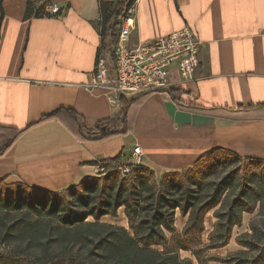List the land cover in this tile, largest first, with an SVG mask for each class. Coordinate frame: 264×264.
Segmentation results:
<instances>
[{
    "label": "crops",
    "instance_id": "obj_1",
    "mask_svg": "<svg viewBox=\"0 0 264 264\" xmlns=\"http://www.w3.org/2000/svg\"><path fill=\"white\" fill-rule=\"evenodd\" d=\"M30 1L43 14L26 16ZM104 1L119 0H3L0 126L23 132L0 157V178L59 191L99 176L105 159L127 157L136 145L158 179L218 151L264 161V0H136L132 43L186 25L202 41L196 78L173 74L177 97L195 105L168 92L142 95L128 108L127 134L92 140L81 124L95 132L113 119L111 130L123 107L103 87H87L98 56L111 59L115 44ZM187 219L177 210L178 231Z\"/></svg>",
    "mask_w": 264,
    "mask_h": 264
},
{
    "label": "trees",
    "instance_id": "obj_2",
    "mask_svg": "<svg viewBox=\"0 0 264 264\" xmlns=\"http://www.w3.org/2000/svg\"><path fill=\"white\" fill-rule=\"evenodd\" d=\"M135 1L129 0L127 4L126 0L104 1L101 4L104 29L115 42L122 12ZM34 13L43 14L30 1L26 16ZM3 19V0H0V27ZM168 93L183 106L195 105L179 99L176 89H169ZM137 98L121 100L123 107L113 129H109L113 119L100 123L95 132L81 124V136L100 140L127 134L130 131L128 108ZM57 114L54 112L43 120ZM102 126L106 129L101 130ZM22 132L0 126V133L6 134L0 157ZM230 158L231 161L248 160L257 171L240 175L236 193L232 185L237 178L236 170L224 175L219 182H213L211 190L194 187L201 183L195 181L200 167ZM121 162V154L105 159L101 163L104 172L87 177L64 192L39 188L26 192L22 187L30 188L28 185L8 184L0 178V246H4L0 251V264H194L191 259L183 258L181 251H191L198 264L210 261L264 264L263 160L218 151L208 153L183 171L166 172L160 179L150 167L142 164L135 165L123 177L119 168ZM258 204L259 217L250 221L251 231L235 238L243 249L225 256L212 253L230 243L234 227L243 224L244 213H253ZM121 207L125 209L133 234L123 226L101 222L106 215L117 216ZM213 209L217 220L209 234V242L203 243L205 217ZM177 210L188 217L182 231L176 227Z\"/></svg>",
    "mask_w": 264,
    "mask_h": 264
},
{
    "label": "built area",
    "instance_id": "obj_3",
    "mask_svg": "<svg viewBox=\"0 0 264 264\" xmlns=\"http://www.w3.org/2000/svg\"><path fill=\"white\" fill-rule=\"evenodd\" d=\"M135 3L122 12L111 59L98 56L94 76L87 84L90 89L103 87L112 106H118L123 98L168 92L175 86V71L182 80H194L200 65L202 41L189 25L165 36L132 43L137 29ZM49 11L57 13L58 5L52 4ZM142 163V148L136 145L129 156L122 158L121 175L126 177L135 165Z\"/></svg>",
    "mask_w": 264,
    "mask_h": 264
},
{
    "label": "rangeland",
    "instance_id": "obj_4",
    "mask_svg": "<svg viewBox=\"0 0 264 264\" xmlns=\"http://www.w3.org/2000/svg\"><path fill=\"white\" fill-rule=\"evenodd\" d=\"M5 139H6V134L0 133V147L2 146V143ZM250 164L251 163L245 159H238V160H234V161L232 160L231 161V158L227 159V160L223 159L221 161H215V162H211L210 164H206L202 168L200 167V173H199L198 177L195 178V181H197V182L200 181L201 183H197L196 186H194V187H198V188L203 189L205 191L211 190L210 188H212L213 185H211V184L213 182H219L224 175H226L230 171L236 170L237 173L235 174V176L237 178H235L236 180H234L232 183L233 188H235L234 193H236L237 189H238L237 183H238L240 175H242L244 172H255V173H257L256 169ZM105 171H107V170H105ZM102 172H104L103 169H102ZM252 179H257V178L253 177ZM28 187H30V188L22 187V189H27V190H24L26 192H28V189H35L36 190V188H34V187H31V186H28ZM65 190L66 189L59 190L56 192H64ZM24 191H22V192H24ZM227 192H228V190L225 191V193H227ZM70 198L71 197L69 196L68 199H70ZM214 211H215V209L211 210L209 212L210 213L209 215H210L212 220L216 221L217 218L214 216ZM259 211H260V207L258 204L256 207V210L253 213L245 212L244 216H243V224L241 226H235L234 227L233 237H232L230 243L228 245H226L225 247L212 250L211 252L217 253L218 255L225 256L228 252L243 249V247L236 242L235 238L239 234L251 231L250 230V221L254 218L259 217V215H258ZM88 220H93V219L89 218ZM101 222L123 226V227L127 228L131 234H133V230L131 229L129 222L127 220L126 214L124 213L122 208L119 209L117 216L106 215V216L102 217ZM213 228H214V224H211V225L208 223L205 224V231L202 235L203 243L209 242V239H208L209 234L213 230ZM155 248L162 249V247H155ZM3 249H4V246H0V251H2ZM180 254L183 258L191 259L194 264H198L196 257L193 255V253L191 251H182V252H180ZM209 264H221V263L216 262V261H210Z\"/></svg>",
    "mask_w": 264,
    "mask_h": 264
},
{
    "label": "water",
    "instance_id": "obj_5",
    "mask_svg": "<svg viewBox=\"0 0 264 264\" xmlns=\"http://www.w3.org/2000/svg\"><path fill=\"white\" fill-rule=\"evenodd\" d=\"M106 129V126H102L101 130H105Z\"/></svg>",
    "mask_w": 264,
    "mask_h": 264
}]
</instances>
